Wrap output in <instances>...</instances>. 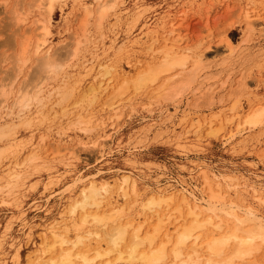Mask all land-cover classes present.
I'll use <instances>...</instances> for the list:
<instances>
[{
    "label": "rangeland",
    "instance_id": "1",
    "mask_svg": "<svg viewBox=\"0 0 264 264\" xmlns=\"http://www.w3.org/2000/svg\"><path fill=\"white\" fill-rule=\"evenodd\" d=\"M39 1L7 0L0 3V83L6 78V73L13 70L15 55L19 51L13 39L18 27L15 24L17 15L24 17V26H29L36 19H49L47 46L60 48L59 51L73 50L77 46L74 33L77 31L81 35L84 19V11H80L77 5L80 0H53L51 12L48 0H43L45 6L42 10L37 6ZM85 1L88 4L93 2ZM114 2L115 7L100 27H97V13L94 12L86 27L87 40L80 44L77 56L71 57L72 61L65 66V75H73L74 93L72 91L71 97L62 105L49 100L42 108L48 114L40 124L37 119L43 114L36 112L35 115L33 107L28 113L30 118L37 117L34 120L38 124L17 128L12 145L0 152V179L5 178L14 165L16 169L29 165L30 171L16 186L18 195L5 196L8 204L0 203V264L34 262L37 248L46 236L45 228L51 221L58 229L70 226V231H74L79 217L71 214L66 205L79 198L82 187L93 179L91 175L98 170L111 180L126 174L134 176L138 182V195L132 192L133 195L131 193L120 202H124L121 206L126 208L138 200L133 207L137 210L128 207L124 209L128 212H124L132 215H127V218L134 219L133 223L137 221L135 225L143 223L145 231L158 221V217L153 219L152 211L138 215L139 204L144 203L141 201H147L154 194L183 187L198 195L202 169L239 176L241 188L235 187V178L226 182L224 191L231 195H227V199L234 198V192L240 189L247 200L245 203L253 204L264 213V206L257 204L250 190L257 189L264 198V123L238 128L249 112L264 105V0ZM172 23L175 24V32L169 33ZM165 32H168L166 38ZM176 39H180L179 45ZM15 40L21 38L17 36ZM172 44L179 52L193 55L205 49L213 57L207 71L215 75L209 80L214 83L213 89L210 88L214 100L208 99L207 94L194 100L196 95L188 90L183 93L180 103L175 100L178 104L175 109L176 103L170 101L171 98L158 101L150 98V92L155 91L154 85L138 89L133 86L132 80L148 66L161 62ZM229 46L234 49L233 53H230ZM32 51L28 52L30 59L24 75L12 88L13 94L26 78L27 71L36 64ZM224 57L229 66L224 63L217 65ZM100 64H104L106 69L111 68L110 73L103 75L105 67H100ZM127 82L130 84L125 86L123 95L111 102L116 90ZM96 83L99 87L96 100L85 112L82 111L83 115H89L94 127L84 131L85 128L73 122L76 113L68 119V114L80 109L68 112L62 109L76 96L79 97L86 87ZM5 111L0 109L1 121L11 119L5 116ZM216 113L222 119L232 115L237 118L222 125L215 120L212 126L203 121ZM118 114L121 116L117 117ZM219 127V132H212ZM108 139L112 141L106 144V157L97 160L98 148L103 142H109ZM35 148L39 150L38 158L33 160L30 157ZM72 151L79 154L78 161L70 159ZM70 161L75 163L74 170L69 169L67 163ZM78 174L88 177L73 186V177ZM243 178L245 181L241 184ZM246 187H249V192ZM118 194L114 193V197L118 198ZM143 219H149L148 223ZM180 223L172 219L164 225L175 233Z\"/></svg>",
    "mask_w": 264,
    "mask_h": 264
},
{
    "label": "bare ground",
    "instance_id": "2",
    "mask_svg": "<svg viewBox=\"0 0 264 264\" xmlns=\"http://www.w3.org/2000/svg\"><path fill=\"white\" fill-rule=\"evenodd\" d=\"M6 2L7 0H2L0 3ZM43 2V0L38 2L37 6L39 9L45 6ZM47 2L49 3L48 9L51 12L54 1L48 0ZM77 5L80 6V11H84V19L81 24V35L76 30V32L74 31L75 33L73 32L77 37V46L73 50H60V52V48L56 49L52 45L47 46L49 41L48 34L50 33L49 19L48 21L36 19L29 26H24L22 24L24 23V17L22 15L15 17V24L18 27L14 31L13 39L14 43H16L15 45L19 46V51L15 55L13 70L6 71V78L0 83V109H6L5 116L11 118L8 121L0 120V152L12 145V140L17 136V128L22 126L30 128L34 124H38L34 120L36 116L30 118L28 113L32 111L33 107L36 109L35 115H37L36 112L43 114L42 117L35 118L40 124L48 114L47 111L43 112L42 108L48 104L49 100L53 104L62 105L71 97L72 91L74 93L73 83H71L73 75H65V66L72 61L71 57L75 58L77 56L80 44L87 40L86 27H88L89 20L94 12L97 13V27H100L104 20L108 18L107 16L110 10L115 7L116 2L114 0H93L91 4H88L87 1L80 0ZM168 32H175L174 23L171 24ZM168 32L163 33L164 38H166ZM17 36L21 40H15ZM175 42L179 45L180 39H176ZM175 46L172 44L168 48L161 62L152 64L145 71L139 73L132 80L133 86L138 89L148 84L154 85L155 88L153 90L155 91L152 90L153 93L150 92V98H154L157 101L160 98L165 100L171 98L170 101L177 100L180 103L183 93L188 90L194 96L196 95L194 100L201 99L205 94L209 95L208 99L213 98L214 95L210 92V88L213 87L214 83H210L209 80L215 75L207 71L212 65L211 59L213 57L205 49L191 55L174 50ZM229 49L230 53H233L234 49L232 46H229ZM30 50H33L32 54L36 64H33V67L27 71L26 78L18 85V89L13 94V86L22 78L28 65L30 59L28 52ZM220 62L217 65H222L223 63V65H228L225 57ZM102 65L104 66V64H100V67ZM67 67L69 68V65ZM104 69L103 75L111 71V68L106 69L105 67ZM85 70L88 71L89 68ZM128 83L121 85L116 90L114 98L112 97L110 101L119 99ZM98 90V83L86 87L81 95L79 94V97L76 96L74 101L62 109L64 112L80 109L71 112L72 115L68 114V119H71L72 116L74 117V113H76L77 115L74 117L75 120L73 122L80 125L82 129L85 128L84 131H89L94 126L91 124L92 119L89 115H83L82 111L85 112L95 102ZM52 97H54L53 100H51ZM177 101H175V109L178 107ZM51 108H53V105L49 110ZM116 110L119 111V107H116ZM120 116L121 114L117 115V117ZM212 116L211 118L207 117L209 120L205 119L203 121L212 126L216 121L222 125L225 121L232 122L237 118V116L232 115L222 119L217 113ZM261 123H264V105L255 107L249 112L238 128L255 127ZM220 129L221 127L214 129L212 132H219ZM43 140L44 138L41 141ZM111 141L112 139L100 145L97 150L99 154L97 155V160H103L106 157L105 147ZM38 151V148H35L30 158L36 160ZM71 153L73 157L70 159L76 161L80 159L77 152L72 151ZM67 164L70 166L69 169H73L72 167L75 163L70 161ZM14 166L7 171L5 178L0 179L1 204L7 203L8 200L5 196L18 195V191L17 193L15 192L17 184L25 173L28 175V172H30L28 170L29 165L18 169L15 168L17 166ZM209 171L212 174L211 176ZM200 173L202 178L201 186H197L199 196L183 187L181 190L173 188L175 191H164L158 195L154 194L148 200L146 198L147 201H141L144 203L139 201L141 204H139L138 215L152 211L153 219L155 216L158 217V219L155 218L158 221L145 231L143 223L142 225H135L137 221L133 223L132 220L134 219L130 220L127 218V215L131 214L127 213L125 215V212H128L125 210L128 207L130 210L134 209L133 207L138 204V200L126 208L121 206V203L123 205L124 202H120V199L125 200L131 196L132 192L137 193L138 182L134 176L126 174V176L122 175L111 180L98 170V173L91 175L93 179H90L82 187L83 190L81 188L82 191L79 198L71 203L68 201L69 203L66 205L71 214H77L79 217L77 219L79 222L77 221L78 223L74 226V231H70V226H63L64 228L61 226V229H58L53 224V221L49 222L45 228L46 236L44 235L45 238L43 237L42 244H39V248H37V256L34 262L30 260L31 262L27 264H115L117 262L122 264L264 263V213L260 212L259 208L256 209L253 204L245 203L247 200L242 195L243 189L241 193L240 189L238 192L236 190L233 194L235 199L228 197L229 200L227 195L230 194L224 191V187L227 186L226 182L229 183L232 178L236 180L235 187H239V176L224 175L213 170L204 169ZM86 177L83 174H78L73 177L74 179L72 178L73 183L84 181ZM244 181L245 179L243 178L241 184ZM69 184L71 183L69 182ZM69 184L66 185L69 187ZM73 186H76V184ZM248 188L246 187V190L249 192ZM67 190L69 191V188ZM250 190H252L254 199L256 198V201H258L257 204L264 206V198L259 195L257 189L253 188ZM114 193H119L118 198L114 197ZM238 194L241 196L237 198ZM200 201H204L203 205L200 204ZM12 202L10 201V203ZM162 209L165 211L163 214L161 213ZM134 210H137V208ZM142 217L144 218V216ZM144 219H146V216ZM144 219V223L149 221V219L146 221ZM172 219L177 223L181 222L176 227L175 233H171L164 225ZM92 240L96 241H94L95 244L93 243V245L91 243Z\"/></svg>",
    "mask_w": 264,
    "mask_h": 264
}]
</instances>
